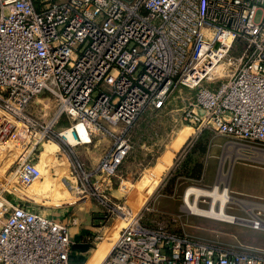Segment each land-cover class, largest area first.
Here are the masks:
<instances>
[{
	"label": "built area",
	"instance_id": "built-area-1",
	"mask_svg": "<svg viewBox=\"0 0 264 264\" xmlns=\"http://www.w3.org/2000/svg\"><path fill=\"white\" fill-rule=\"evenodd\" d=\"M174 99L195 134L264 144V0H0V151L12 160L0 177V264H70L75 220L20 195L41 177L46 142L90 144L94 129L129 127ZM108 131L113 145L96 167L76 159L66 183L78 193L94 178L107 198L130 155L125 129ZM108 205L102 225L113 214L126 225L101 264H264L262 247L190 239Z\"/></svg>",
	"mask_w": 264,
	"mask_h": 264
},
{
	"label": "rangeland",
	"instance_id": "rangeland-1",
	"mask_svg": "<svg viewBox=\"0 0 264 264\" xmlns=\"http://www.w3.org/2000/svg\"><path fill=\"white\" fill-rule=\"evenodd\" d=\"M39 98L42 96L39 95L36 98L37 116L43 115L47 110L41 109L42 103L40 101L38 103ZM183 107L184 105L179 100L175 102L174 99L164 109L146 108L129 127L124 124H106L107 131L94 129L90 144L76 145L71 148L59 145L60 147L54 152V159L50 163L44 162L41 177L35 181L36 183H32L27 189L20 192L22 197L30 199V202H26L25 205L45 214L62 211L63 219L66 221L75 220L74 223L70 224L74 230L86 229L91 231L86 235L90 237L89 241L91 242V249L85 254L86 261L101 242L104 241L108 246L111 242L114 244L122 227L126 225V221L117 214H113L102 225L104 223L101 220L102 216L108 211V204L111 205L112 203L125 204L135 213H141L144 222L170 232L185 234L190 239L220 245L264 248V226L262 224L259 226L244 222L235 223L216 217L198 215L193 213L186 204L185 193L189 187L204 186L210 188L214 185L218 179L222 159L228 153L226 148L235 141L229 140L208 128H204L202 132L195 134L196 127L194 125L178 120V113ZM63 124L66 122L60 123L58 126ZM109 129L114 132L125 129L132 142L130 155L119 168V172L113 176L112 189L105 192L107 198L103 197L101 187L96 188L94 178L90 179V188L87 187L89 193H78L66 183L67 181L72 183L70 180L73 176L71 171L75 173L73 168L79 170L76 159L84 163L83 169L90 170L85 156L80 154L107 153L114 140L108 131ZM183 135H187L181 145L183 148H181L180 153L183 154L180 156L177 166L168 174L164 184H161L160 179L155 178L157 174L154 165L162 158L163 153L165 156L176 153L178 139ZM47 143L50 142L45 144ZM243 143L246 146H257L259 149H264V144ZM45 144L37 152L40 157ZM243 151L245 155L252 157L238 156L232 164L229 186L236 185L240 189L230 193L232 197L238 199L264 204V161L254 157L259 153H253L247 148ZM2 153L3 151H0L1 158ZM132 156H136L137 159L142 158V161H134ZM7 165V162L0 159V177L7 170ZM59 166L66 167L67 173L63 175L61 181L68 194L64 191L66 195L57 197L50 190H43L42 183L45 180L46 172H49L52 179L57 178L55 169ZM229 166L230 161L227 160L224 164L225 170ZM158 176L161 175L158 174ZM153 181H156L157 185L153 191L149 192V189H152ZM224 183L225 181H222L221 187ZM34 184H36V191ZM193 197L191 195L190 199ZM199 201L203 207H207L211 203V198L201 196ZM254 211L258 217L264 220V209L255 207ZM228 212L249 220L252 218L248 210L237 203H229ZM82 237L79 233L78 238ZM113 244L110 245L111 248Z\"/></svg>",
	"mask_w": 264,
	"mask_h": 264
},
{
	"label": "bare ground",
	"instance_id": "bare-ground-1",
	"mask_svg": "<svg viewBox=\"0 0 264 264\" xmlns=\"http://www.w3.org/2000/svg\"><path fill=\"white\" fill-rule=\"evenodd\" d=\"M77 128L82 135L87 137V135L85 134V131H87L85 126L78 125ZM69 137L73 138V134L69 133ZM186 138H187V135H183L178 139V142H177L178 146L175 150L180 149L179 147L184 143ZM246 148L250 149L253 153H259L258 155L256 154L254 157H258L259 159L264 161V149H259L257 147H253V146H246V145H244L242 143H238V142L230 144L226 148V151L228 153L222 159L218 179L214 183V185H212L210 188H207L204 186L203 187L192 186V187H189L187 189V191L185 193V197H186L185 202L189 206V208L192 210L193 213H198L199 215L201 214L203 216L216 217V218L221 219V220H227V221H231V222H235V223L236 222H244V223H248L251 225L256 224V225L260 226L262 224L264 226V220H262V218L258 217L257 214L254 213L255 207H259L261 209H264V204H256L254 202H250V201H247L245 199H238L236 197H232V194L230 193L231 191L229 188V180H230V177L232 174V164L236 161V158L238 156L239 157L243 156L246 158L252 157V156H249L247 154L245 155L243 153L244 152L243 150ZM227 160L230 161V166L225 170L224 164ZM170 162H171L170 155L164 156V158L158 164V167L155 168L156 174L158 175L161 173L162 170L166 169L170 165ZM157 175H155L156 176L155 178L159 179V177H157ZM146 181H148V180L146 179ZM146 181L144 182L145 184H146ZM222 181H225V183L221 187ZM155 182L153 181V184L151 186L152 189L150 188L151 190L149 189V192L153 191V188L155 187V185H157L156 184L157 182L156 183ZM154 183H155V185H154ZM191 195L194 196L193 199H190ZM139 196L141 197V195H139ZM201 196H206V197L208 196L211 198V202H212L211 206L212 207L210 209L208 208L205 211L202 206L198 205V202H199ZM227 203L228 204L229 203H237L238 205L243 206L245 209L248 210V212L252 216V218L249 220L247 218H242V217L236 216L234 214H230L229 212H226L225 208H226ZM252 221H253V223H252ZM123 227H125V226H123ZM111 244H113V243L111 242ZM110 245L108 246V244H106L104 241L101 242V244L93 250V252L91 253L90 257L88 258V260L86 261L85 264H101L102 261L109 255V253L111 251Z\"/></svg>",
	"mask_w": 264,
	"mask_h": 264
},
{
	"label": "crops",
	"instance_id": "crops-1",
	"mask_svg": "<svg viewBox=\"0 0 264 264\" xmlns=\"http://www.w3.org/2000/svg\"><path fill=\"white\" fill-rule=\"evenodd\" d=\"M34 2L36 3V0H34ZM58 148H59V145L57 143H55V142H50V143L45 144V147L42 150L41 157H40V162H39V166H40L41 169H43L44 162L50 163V161L54 159V152ZM181 148H183V146H181L180 149H178L176 151V153H172V155L170 156V159H171L170 165L166 169L161 171V173H160L161 176H158L159 179H160L159 182H161V184H164L168 174H170L171 171L177 166L178 160H179L180 156H182V154H183V153H180ZM71 154H74V153H71ZM105 154L106 153H81L80 155L81 156L82 155L85 156V160L88 161V163H89L88 166L92 169V168H94V167H96L98 165V163L100 162V160L103 158V156ZM164 154L165 153H163V155ZM163 155H162V158L158 162H156V164L154 165V168H156L158 166V164L160 163V161L164 158L165 155L164 156ZM3 157L4 156H2V158L0 157V159L4 160V162H7V164H8L7 166L9 167L11 165L12 160L9 159V158H5V157L3 158ZM132 158H133L134 161H142L141 160L142 158L141 159H137L136 156H132ZM55 170H56L55 174L57 175V178H54V179H52L50 174H49V172H46V170H45V172L47 174H46L45 180L42 183V189L43 190H50L53 193V195H56L57 197L61 196V195L64 196V195H66L67 192L65 190V187H64L63 182L61 181V179H62L63 175L67 173L66 172V167H60L59 166ZM152 174H154V173H152ZM34 185H35L34 186V190L36 191V184H34ZM229 188H230V191H234V190L240 189L236 185H230ZM32 190H33V188H32ZM61 212H59V213L54 212V213H51V214H48V215H52V216H54L56 218H62ZM71 233L73 235L72 238L74 239L75 243H89L88 242V237L86 235L88 233H91V231H88L86 229L74 230L73 227H71ZM79 233L81 234V236H83L82 238H78V234ZM86 238H87V240H86ZM77 253H79V252L77 251Z\"/></svg>",
	"mask_w": 264,
	"mask_h": 264
},
{
	"label": "water",
	"instance_id": "water-1",
	"mask_svg": "<svg viewBox=\"0 0 264 264\" xmlns=\"http://www.w3.org/2000/svg\"><path fill=\"white\" fill-rule=\"evenodd\" d=\"M91 249L90 243H74L69 256L70 264H84L86 261V253ZM77 251L79 253H77Z\"/></svg>",
	"mask_w": 264,
	"mask_h": 264
}]
</instances>
